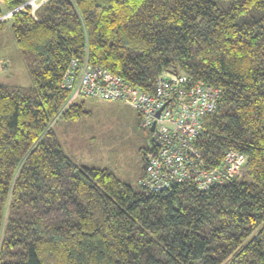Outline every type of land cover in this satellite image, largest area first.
Instances as JSON below:
<instances>
[{"label": "trees", "instance_id": "1", "mask_svg": "<svg viewBox=\"0 0 264 264\" xmlns=\"http://www.w3.org/2000/svg\"><path fill=\"white\" fill-rule=\"evenodd\" d=\"M7 25L32 84L0 82V264H264V0H46ZM74 57L148 91L163 71L220 88L195 145L206 169L242 152L238 175L152 191L148 146L137 186L77 163L53 129L83 113L60 85Z\"/></svg>", "mask_w": 264, "mask_h": 264}, {"label": "built area", "instance_id": "2", "mask_svg": "<svg viewBox=\"0 0 264 264\" xmlns=\"http://www.w3.org/2000/svg\"><path fill=\"white\" fill-rule=\"evenodd\" d=\"M45 1L27 0L1 15L0 21L27 7L33 15ZM168 73V77L161 73L148 91L102 66L93 65L87 57H74L60 85L72 96L79 93L119 102L138 113L141 128L150 133L140 179L147 189L160 191L172 183L191 181L199 189L206 190L214 184L231 181L240 172L245 155L228 150L219 164L206 169L195 145L202 133L204 118L218 108L221 89L194 81L184 73Z\"/></svg>", "mask_w": 264, "mask_h": 264}, {"label": "rangeland", "instance_id": "3", "mask_svg": "<svg viewBox=\"0 0 264 264\" xmlns=\"http://www.w3.org/2000/svg\"><path fill=\"white\" fill-rule=\"evenodd\" d=\"M0 82L32 84L8 25L0 31ZM72 101L82 102L80 117L76 120L60 117L53 124L64 152L79 164L106 167L137 186L143 167L142 152L150 144V133L139 125L137 112L128 105L79 93Z\"/></svg>", "mask_w": 264, "mask_h": 264}, {"label": "water", "instance_id": "4", "mask_svg": "<svg viewBox=\"0 0 264 264\" xmlns=\"http://www.w3.org/2000/svg\"><path fill=\"white\" fill-rule=\"evenodd\" d=\"M151 130L153 129V125L151 126V128H150Z\"/></svg>", "mask_w": 264, "mask_h": 264}, {"label": "crops", "instance_id": "5", "mask_svg": "<svg viewBox=\"0 0 264 264\" xmlns=\"http://www.w3.org/2000/svg\"><path fill=\"white\" fill-rule=\"evenodd\" d=\"M4 83V82H3Z\"/></svg>", "mask_w": 264, "mask_h": 264}]
</instances>
